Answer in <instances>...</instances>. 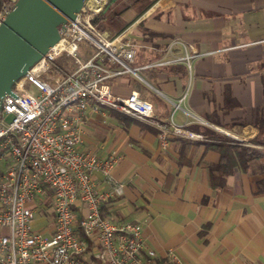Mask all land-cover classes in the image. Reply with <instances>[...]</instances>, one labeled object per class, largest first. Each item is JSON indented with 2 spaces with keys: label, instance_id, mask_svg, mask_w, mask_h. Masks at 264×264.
<instances>
[{
  "label": "crops",
  "instance_id": "0c3cea01",
  "mask_svg": "<svg viewBox=\"0 0 264 264\" xmlns=\"http://www.w3.org/2000/svg\"><path fill=\"white\" fill-rule=\"evenodd\" d=\"M149 1L140 12L120 8L118 32L99 24L110 38L125 33L135 49L136 74L107 83L118 97L137 92L158 121L198 136L168 133L163 146L146 120L87 112L82 148L114 153L113 174L123 185L102 213L137 223L163 264L170 249L183 264H264V0ZM227 133L251 141L242 146L258 156L215 188L210 170L219 175L220 153L213 145H234Z\"/></svg>",
  "mask_w": 264,
  "mask_h": 264
},
{
  "label": "built area",
  "instance_id": "2783aa9c",
  "mask_svg": "<svg viewBox=\"0 0 264 264\" xmlns=\"http://www.w3.org/2000/svg\"><path fill=\"white\" fill-rule=\"evenodd\" d=\"M16 1L2 5L0 24ZM108 2L86 0L59 40L0 100V264H163L137 223L103 215L104 203L122 194L113 174L118 157L84 150L81 121L102 110L132 115L157 127L163 146L168 133L198 135L158 121L152 103L135 91L125 97L111 92L109 78L136 69L126 34L110 38L94 22ZM62 56L68 68L57 64ZM36 216L47 226L34 227ZM166 259L183 264L174 249Z\"/></svg>",
  "mask_w": 264,
  "mask_h": 264
},
{
  "label": "water",
  "instance_id": "95a60500",
  "mask_svg": "<svg viewBox=\"0 0 264 264\" xmlns=\"http://www.w3.org/2000/svg\"><path fill=\"white\" fill-rule=\"evenodd\" d=\"M86 0H17L0 24V100L60 37Z\"/></svg>",
  "mask_w": 264,
  "mask_h": 264
},
{
  "label": "trees",
  "instance_id": "16d2710c",
  "mask_svg": "<svg viewBox=\"0 0 264 264\" xmlns=\"http://www.w3.org/2000/svg\"><path fill=\"white\" fill-rule=\"evenodd\" d=\"M149 0H109L104 10L94 19V22L98 24H103L108 28H112L114 32L120 31L124 27V22L119 16V9L123 6H132L140 12L148 4ZM6 3V0H0V8ZM100 26V25H99ZM57 64L61 68H68L70 66L69 59L65 56L60 57L57 60ZM262 124L258 123V128L261 130ZM228 141V139H227ZM230 142V139H229ZM231 142L234 145L227 144H215V147L220 153V163L215 167L219 175H215L213 168L210 170V180L211 185L215 188H219L224 184L223 175H227L232 172V170L237 167L239 163L241 166L252 157L258 156L256 150L250 147H244L236 142ZM256 144H263L256 138L254 141ZM97 264V263H93Z\"/></svg>",
  "mask_w": 264,
  "mask_h": 264
},
{
  "label": "rangeland",
  "instance_id": "374dc122",
  "mask_svg": "<svg viewBox=\"0 0 264 264\" xmlns=\"http://www.w3.org/2000/svg\"><path fill=\"white\" fill-rule=\"evenodd\" d=\"M81 125L84 128V119L81 121ZM236 143H238V142H236ZM238 144H240V143H238ZM243 144L246 145V146L247 145L248 146L254 145V144H252L251 141L249 142L247 139H245L244 143H241V145H243ZM33 226L34 227H45V226H47V221L44 218L36 216L35 219L33 220Z\"/></svg>",
  "mask_w": 264,
  "mask_h": 264
}]
</instances>
